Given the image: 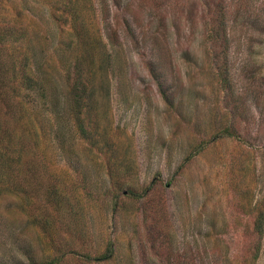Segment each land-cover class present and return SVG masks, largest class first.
Returning <instances> with one entry per match:
<instances>
[{"label":"rangeland","instance_id":"1","mask_svg":"<svg viewBox=\"0 0 264 264\" xmlns=\"http://www.w3.org/2000/svg\"><path fill=\"white\" fill-rule=\"evenodd\" d=\"M17 1L35 6L21 17L27 44L58 56L37 57L73 62L68 36L50 39L79 26L62 1ZM225 1L227 41L204 23L209 0L83 3L87 134L70 94L64 144L48 136L49 110L21 119L20 170L0 173V264H264V0Z\"/></svg>","mask_w":264,"mask_h":264},{"label":"trees","instance_id":"2","mask_svg":"<svg viewBox=\"0 0 264 264\" xmlns=\"http://www.w3.org/2000/svg\"><path fill=\"white\" fill-rule=\"evenodd\" d=\"M5 1H7L8 6L11 0ZM14 1L17 3L14 4L15 10L12 15L9 16V12L8 16H1L7 18V20L5 21L6 23L0 24V173L20 170V167L17 165L19 159L16 154L23 148L21 143L23 136L19 131L17 132V127L23 117L34 121L37 114L49 110L53 113L54 120L57 124L56 126H52L51 135L48 134V136L57 140L58 143L64 144L61 132H64L66 129L59 115V111L62 108V98L70 94V108L77 115L75 117L77 120L76 129L82 136L87 133L82 124L84 118L80 117V115L86 111L84 108L87 110L92 109L90 100H85L91 96V81L94 77L91 69L85 68V64L91 65L94 53L91 50L92 47H90L86 33L84 32L86 28L82 22L83 17H85L83 13L87 12L83 3L87 2V0H59L62 1V7L65 12L73 20H76L79 26L71 28L70 30L56 27L54 28L55 32L53 31L54 33H51V40L55 37L61 39L60 35L62 33L65 37L68 36V40L65 41L66 46H64L65 48L63 50L67 51L69 49L73 56V62L66 63L61 58L58 64L43 62L34 52L37 47L43 48L42 50H45L47 56L50 58L54 57L51 60L55 62L57 56L54 53L55 47L48 48L43 44L33 48L27 44L29 42L28 35H30V32L22 24L21 17L24 12H28L27 9L31 10L32 13L35 10V6L31 7V5L21 1ZM39 1L45 7L43 0ZM209 1L212 3L209 2L207 4L208 7L205 11L207 19L204 23L219 25L218 31L220 32L222 29L220 37L224 41H227L225 31L226 1ZM91 7L90 2V11H92ZM44 12L49 16L54 15L47 7ZM34 13L36 12L34 11ZM209 28L215 31L212 25ZM217 33L215 34L213 32L212 35L217 37ZM99 47L101 48L102 45L100 44ZM28 50L31 52V58L25 53ZM100 56L104 57L103 52ZM100 64L99 67H101ZM21 91L24 92L22 93ZM28 97H31V101L36 103L32 109H29L31 107L29 104L33 103L26 100ZM37 104L42 108L41 110H35L38 109L35 108ZM37 136V130L32 128V136L30 137L33 145H37ZM27 167V171L34 173L35 170L32 169V165H28ZM113 251L114 248L112 247V243H110L104 254L93 259H109L112 257ZM61 260V256H54L39 264H58Z\"/></svg>","mask_w":264,"mask_h":264}]
</instances>
